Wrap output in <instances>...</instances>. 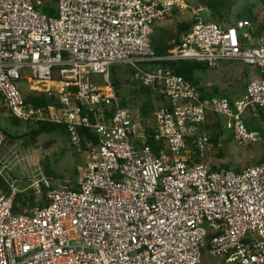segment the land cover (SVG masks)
Segmentation results:
<instances>
[{"label":"built area","instance_id":"2783aa9c","mask_svg":"<svg viewBox=\"0 0 264 264\" xmlns=\"http://www.w3.org/2000/svg\"><path fill=\"white\" fill-rule=\"evenodd\" d=\"M185 9L190 31L172 56H157L155 24ZM56 11L48 17L34 0H0V114L62 126L76 148L83 129L95 141H86L78 182L52 183L40 171L29 177L44 202L35 198L28 212L13 214L21 191L6 182L0 264H202L206 247L225 264H264V163L212 170L204 162L209 115L222 116L239 147L262 142L244 115L264 117V32L247 19L209 22L186 0H57ZM162 61L209 70L239 63L260 77L232 102L202 99L199 86L170 67L151 68ZM117 65L134 70L135 89L164 97L151 127L157 152L140 110L117 95ZM30 82L55 104L26 103L20 86Z\"/></svg>","mask_w":264,"mask_h":264},{"label":"rangeland","instance_id":"374dc122","mask_svg":"<svg viewBox=\"0 0 264 264\" xmlns=\"http://www.w3.org/2000/svg\"><path fill=\"white\" fill-rule=\"evenodd\" d=\"M34 1L37 6L50 5L55 7V2L53 0ZM251 1L253 0H250V2ZM247 2H249V0H238V8L246 5ZM186 3L191 6L194 5L195 0H186ZM233 20L234 17L232 18V21ZM227 65L230 68L222 72L223 76L220 73H216V83L213 80L214 77H205V75H201V78H203L202 83H204V86L213 85L212 83H215L217 87H226V90L228 89L227 95L229 99L236 100L241 96L240 92H242V89L247 86L248 79H245L243 76V65L239 63H227ZM116 67H118V71L116 72L117 75L114 77V80H119L118 89L121 90L122 95L126 98V104L132 107L140 105L146 99L145 95L140 93V90H132L124 81L127 74L124 73L122 69L123 66L117 65ZM20 88L24 96L29 94L38 96L43 93V86L38 83H24ZM157 104L159 106L160 103ZM7 115V113L0 114V127L9 135L21 138L27 132V126L23 124L18 126L13 125L11 119L7 117ZM216 119V116H213L210 125L218 129L221 127L219 120H221V124L223 125V118L219 115L217 119L218 124L215 122ZM260 120V125H257L256 129L262 137V142L260 144L245 148L239 147L234 142L233 137L231 138L228 136L229 131L224 130L226 137L222 142H220V140L218 141V136L216 144L210 141L211 148L207 153L206 165L211 169L234 168L239 170L254 166L263 160L264 119ZM88 160L89 155L87 148L83 150L81 145L79 148L74 147L70 144L68 135L61 132L41 135L34 144L26 145L24 139H18L7 140L0 146V173L5 178L6 182L10 185L14 182V187L21 191V193L33 196L34 199L37 198L36 200L40 204L44 202V198L35 197L33 195L36 186H32L31 182L28 181L29 177L37 175L40 171L47 178L46 173L52 172L55 175V177L49 179L52 183L69 181L76 183L82 178ZM202 264L225 263L222 259L213 257L204 252Z\"/></svg>","mask_w":264,"mask_h":264},{"label":"trees","instance_id":"16d2710c","mask_svg":"<svg viewBox=\"0 0 264 264\" xmlns=\"http://www.w3.org/2000/svg\"><path fill=\"white\" fill-rule=\"evenodd\" d=\"M55 2V7L50 5H43L37 6L36 10L44 13L48 17H56V5L57 0H53ZM193 8H202L205 9L209 13L208 21L215 23L221 26H229L234 21L247 19L258 27L257 34H261L264 32V0H253L247 2L246 5L243 7L238 8V0H195L194 5H191ZM242 8V9H241ZM234 20L232 21V18ZM193 23V22H192ZM191 23V26H192ZM191 27L190 24L182 23L177 25L174 29L164 32L161 36L154 35L150 38V46L154 53L159 57H168L172 56L180 47L186 33L190 31ZM170 67L175 74L182 76L184 79L192 82L194 85L199 86L200 93L202 95V99L212 98V97H225L230 102H232L228 97L224 96L217 87H210V88H203L200 87L199 78H196L197 74L205 75L207 71V66L205 64L196 63V62H188V61H162L160 63H155L151 65L152 69L157 67ZM118 67L114 66L111 69L110 79L113 85L116 87L117 95L119 98L123 100L122 105H126V98L122 95L121 90L118 89L119 87V80H114V77L117 75ZM121 68V67H120ZM124 73L127 74L126 79L124 80L132 90H140V93L144 94L146 99L140 104L135 105L141 113L142 118L145 120L148 135H149V144L152 149L157 152V148L155 143L152 141L151 138V127L153 125V114L164 104V97L161 94L153 93L148 88H134V83L130 80L131 74L134 70L130 67L123 66L122 68ZM264 78V75H262ZM133 92V91H132ZM135 92V91H134ZM26 103H32L36 106H52L55 104V101L52 98H47L44 93H41L38 96L27 95L24 96ZM157 103H160L159 106ZM163 103V104H162ZM162 104V105H161ZM214 115H209L206 121V124L210 123ZM215 117V116H214ZM217 118V117H216ZM218 119V118H217ZM216 119V124L218 121ZM261 119H264L261 116ZM11 122L13 125L18 126L21 123L11 118ZM27 132L20 138L9 135L5 130L0 127V146L7 140H18L24 139L26 145L27 144H34L37 139L44 134H52L55 132H61L66 134L64 127L49 124V123H38L35 125L27 124ZM208 127V126H207ZM247 127V126H246ZM249 129V127H247ZM250 130V129H249ZM67 135V134H66ZM79 136L81 139V147L83 150L86 149V141H95V137L89 130L83 129L79 132ZM211 140L214 144L217 142V135H210ZM84 138V139H83ZM199 162V161H198ZM264 163V159L258 162L257 164ZM212 170H218L213 168ZM46 176L48 179L55 177L52 172H47ZM0 193H6L8 191V186L5 181V178L0 175ZM35 205V199L33 196L26 195L24 193H19L16 196L14 206H13V214L19 215L25 212H28L33 206ZM209 241V237L207 238ZM207 251V247L203 250L204 252Z\"/></svg>","mask_w":264,"mask_h":264},{"label":"crops","instance_id":"0c3cea01","mask_svg":"<svg viewBox=\"0 0 264 264\" xmlns=\"http://www.w3.org/2000/svg\"><path fill=\"white\" fill-rule=\"evenodd\" d=\"M201 10V15L202 17L208 21V18H209V13L205 10V9H202V8H199ZM192 16H191V12H190V9H185V10H177L171 17H169L168 19H164V20H161L159 22H157L154 26V29H153V34L152 36H156V35H162L164 32H167L169 30H172L174 29L177 25L179 24H182V23H186V24H190V27H191V23H192V20H191ZM152 38V37H151ZM227 63H223L218 69L216 70H209L207 69V71L205 72V77H214L213 80L214 82L216 83L217 79H216V73H220L222 76V72L223 71H226V69L229 70V66L227 67ZM243 76L245 79H248V83L252 80V79H256V78H259L260 75L259 73L251 68V67H243ZM201 74H197L196 75V78H199V84H200V87H203V88H210V87H217L215 86V83H212L213 85H207V86H204V83H202L203 81V78H201ZM228 77V76H227ZM247 83V84H248ZM24 84V83H23ZM21 84V85H23ZM219 89V91L226 97H228L227 93H228V89L226 90V87L222 88V87H217ZM246 88V87H245ZM245 88L242 89V92H240V95L237 99L241 98L242 95L245 93ZM22 91V90H21ZM29 95H32V94H29ZM24 96V95H23ZM229 98V97H228ZM231 101H234V100H231ZM165 103V101L163 102ZM9 117V116H7ZM217 117V116H216ZM11 119V117H9ZM218 118V117H217ZM14 119V118H13ZM261 118H253L251 117V115L249 113H246L244 115V121H245V124L247 127H249L250 130H253V131H257V125H260V120ZM220 121V125L221 127L218 128V129H215L213 127H211V120H210V123L206 124L205 126V131L209 134V135H217L219 138H218V141L220 140V142L223 141V139H225V133H224V129L223 128V125L221 124V120ZM20 122V121H19ZM21 123V122H20ZM23 124V123H21ZM23 125H27V124H23ZM33 125V124H31ZM253 125V126H252ZM208 126V127H207ZM252 126V127H250ZM259 132V131H257ZM229 137L232 138V134L231 132L229 131ZM232 140V139H231ZM220 144V143H219ZM201 162V161H199ZM204 162L206 163V159L204 160ZM207 254H209L208 250L205 251ZM210 255V254H209ZM203 256L202 255V260H203Z\"/></svg>","mask_w":264,"mask_h":264}]
</instances>
